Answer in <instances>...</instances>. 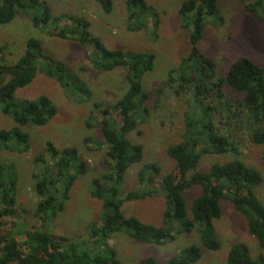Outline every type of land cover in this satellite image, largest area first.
I'll use <instances>...</instances> for the list:
<instances>
[{"label": "trees", "instance_id": "obj_1", "mask_svg": "<svg viewBox=\"0 0 264 264\" xmlns=\"http://www.w3.org/2000/svg\"><path fill=\"white\" fill-rule=\"evenodd\" d=\"M105 12L112 9V0H97ZM246 11L254 13L264 25V0H241ZM128 29L144 31L152 40L158 37L159 12L146 0H126ZM18 12L27 14L35 27H44L48 34L72 39L84 48V56L96 70L121 69L127 80V90L113 102L93 101L85 125L99 126L100 138L85 137L91 144L106 150L103 161L108 169L91 180L89 193L100 201L102 217L89 223L78 239L56 235L45 230L65 208L69 191L79 175L86 172V162L73 146L57 148L45 142V152L33 157L31 173L37 201L33 211L37 224L25 226L20 221L16 205L17 170L14 162L0 161V264H122L110 239L116 232H125L135 240L162 245L175 239L178 233L197 232L199 243L184 247L164 264H192L201 257V247L218 250L221 241L214 221L221 216V200H229L246 219L247 231L258 242L260 252L252 255L248 245L238 242L227 253V264H264V204L255 193L262 181L260 172L235 158L225 163H213L207 171H196L204 154H239L237 143L219 132L213 123L215 113L231 114L232 108L244 106L250 125L249 140L264 144V65L247 57L235 60L217 74L213 58L198 47L207 25H222L217 0H183L178 9L182 27L188 30L189 52L180 59L156 88L158 96L168 87L177 99L188 104L182 140L168 145L167 155L174 167L161 175L157 162L141 164L135 186L124 189L128 169L143 158V146L131 142L127 135L140 133L139 121L149 112L148 92L142 85L144 76L153 69L154 54L130 49H111L89 31V21L68 13L52 15L41 0H0V25L13 19ZM1 52V47H0ZM37 72L53 78L66 98L76 103L91 100L92 92L67 65L45 52L39 40L28 39L24 54L11 67L0 65V77L10 74L6 83L0 80V111L11 116L15 125L0 129V149L25 153L29 150L28 124L43 126L57 113L46 95L34 99L17 98L16 88L29 84ZM223 86L243 94L242 102L227 98ZM101 118L97 119L94 112ZM234 115V114H233ZM235 116V115H234ZM197 186L188 212L184 192ZM162 195L165 209L161 225L145 223L121 211L123 202ZM24 213L25 210H22ZM23 225V228L21 226ZM138 264H158L154 256L142 258Z\"/></svg>", "mask_w": 264, "mask_h": 264}, {"label": "rangeland", "instance_id": "obj_2", "mask_svg": "<svg viewBox=\"0 0 264 264\" xmlns=\"http://www.w3.org/2000/svg\"><path fill=\"white\" fill-rule=\"evenodd\" d=\"M48 5L52 15L68 13L82 16L89 21V31L99 37L104 45L111 49H130L147 51L154 54V66L142 80L143 88L149 94L148 114L139 121L140 133L131 132L127 135L131 142L143 146V158L139 164L131 166L124 177V189L135 186L136 173L141 164L157 162L161 175L174 167V160L167 153L168 145L182 140L185 130L186 111L188 104L184 99L173 96L168 87L160 95L155 94L156 88L163 82L168 72L178 65L190 49L188 30L181 26L178 9L183 0H146L160 14L158 37L155 40L147 37L144 31L128 29L126 18V0H112L110 12L103 11L97 0H41ZM219 14L223 24L207 25L199 49L216 64L218 76L235 60L247 57L255 64L264 65V25L254 13L245 10L241 0H217ZM39 40L45 52L64 62L69 69L82 79L92 92L91 100L76 103L68 100L53 78L37 72L33 80L16 88L17 98L34 99L39 95L48 96L56 106V115L45 125L28 124L24 129L29 134L30 147L25 153L10 152L0 149L1 162H14L17 170L16 205L19 208L20 221L25 226L37 224L33 215L37 197L33 188L31 173L34 169L33 157L45 152V142L51 141L57 148L73 146L79 157L86 162V172L79 175L69 191V199L64 210L55 220L46 225L45 230L56 235L78 239L84 235L89 223L102 217L100 201L90 196L91 180L106 172L108 167L103 161L106 145L101 148L88 149L83 140L85 137L100 138L99 126L85 125L93 101L113 102L127 90L124 71L96 70L84 56V48L75 40L62 39L48 34L44 27L32 25L30 17L18 12L11 21L0 25V65L11 67L24 54L28 39ZM11 75H1L0 80L6 83ZM227 98L242 102L243 94L223 86ZM215 113L213 123L219 132L230 137L237 143L239 154L227 151L222 154H204L196 167V171H207L213 163H225L235 158L241 159L246 165L256 168L262 177L255 193L264 204V144L255 145L249 138L250 125L247 110L244 106L232 108V113L222 116ZM235 116H234V115ZM97 119L101 116L94 112ZM15 125L9 115L0 111V129ZM201 188L193 186L184 192L186 206L190 213L192 200L200 195ZM221 216L214 221L216 233L221 241L218 250L201 247V257L192 264H227V253L232 245L244 242L252 255H257L260 248L256 238L247 231L246 219L237 211L229 200L223 199ZM164 198L154 195L146 199L123 202L121 211L133 215L145 223L161 225L164 211ZM25 210L24 213H22ZM23 228V225L21 226ZM110 245L116 250L122 264H138L146 256H154L158 264H164L169 258L178 254L184 247L199 243L197 232L178 233L175 239L162 245L142 243L128 236L125 232H116L110 239ZM10 264H18L11 262Z\"/></svg>", "mask_w": 264, "mask_h": 264}]
</instances>
